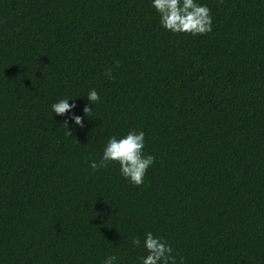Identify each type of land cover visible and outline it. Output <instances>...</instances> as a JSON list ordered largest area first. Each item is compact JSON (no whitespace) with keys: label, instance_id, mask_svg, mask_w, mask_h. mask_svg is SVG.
Wrapping results in <instances>:
<instances>
[{"label":"trees","instance_id":"1","mask_svg":"<svg viewBox=\"0 0 264 264\" xmlns=\"http://www.w3.org/2000/svg\"><path fill=\"white\" fill-rule=\"evenodd\" d=\"M196 2L207 35L166 31L152 0H0V264H140L149 231L177 264H264V129L206 175L155 135L264 41V0ZM65 97L73 112L53 113ZM129 130L156 158L140 186L90 167Z\"/></svg>","mask_w":264,"mask_h":264},{"label":"rangeland","instance_id":"2","mask_svg":"<svg viewBox=\"0 0 264 264\" xmlns=\"http://www.w3.org/2000/svg\"><path fill=\"white\" fill-rule=\"evenodd\" d=\"M236 83H249L252 90L264 89V41L217 77L214 87L206 86L182 106L166 127L155 131L166 147L174 154L183 153L204 175L234 158L264 129V96L236 89Z\"/></svg>","mask_w":264,"mask_h":264},{"label":"clouds","instance_id":"3","mask_svg":"<svg viewBox=\"0 0 264 264\" xmlns=\"http://www.w3.org/2000/svg\"><path fill=\"white\" fill-rule=\"evenodd\" d=\"M220 2L222 3L223 0ZM152 7L159 14L161 26L173 34L198 36L207 35L212 31L211 9L207 5L197 3L196 0H152ZM115 66L119 67V61L115 62ZM106 75L114 79L112 68L106 69ZM86 97L90 105H85L83 114L91 118L93 106L101 100V97L95 89L89 90ZM69 100L75 99L65 97L53 103L51 105L53 113L60 116L72 113L76 104L69 103ZM70 119L75 125L84 127V116L73 113ZM63 124L67 129L65 135L72 136L68 120L66 119ZM144 148L145 133L129 130L123 137L108 138L102 157L99 161L92 160L90 167L93 171H97L107 168L110 163H118L121 175L134 186H140L144 183L149 167L156 161L153 155L144 154ZM131 242L136 247L141 245L139 236L132 237ZM143 247L147 255L139 257L140 264H177L172 245L163 238L154 236L150 231L145 234ZM117 259L116 255H110L103 264H115ZM179 264H184L183 257H180Z\"/></svg>","mask_w":264,"mask_h":264}]
</instances>
